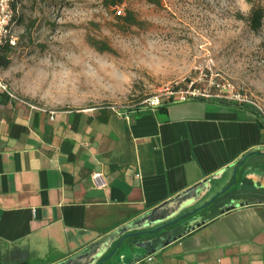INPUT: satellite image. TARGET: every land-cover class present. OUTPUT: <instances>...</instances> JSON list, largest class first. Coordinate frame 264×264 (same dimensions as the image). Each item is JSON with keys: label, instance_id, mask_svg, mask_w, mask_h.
I'll return each mask as SVG.
<instances>
[{"label": "crops", "instance_id": "obj_1", "mask_svg": "<svg viewBox=\"0 0 264 264\" xmlns=\"http://www.w3.org/2000/svg\"><path fill=\"white\" fill-rule=\"evenodd\" d=\"M48 111L0 91V264H59L203 182L194 207L226 189L224 208H234L198 213L193 223L202 224L149 254L127 239L115 264H264V119L256 110L165 99L54 111L53 120ZM94 173L105 188L94 187Z\"/></svg>", "mask_w": 264, "mask_h": 264}, {"label": "rangeland", "instance_id": "obj_2", "mask_svg": "<svg viewBox=\"0 0 264 264\" xmlns=\"http://www.w3.org/2000/svg\"><path fill=\"white\" fill-rule=\"evenodd\" d=\"M12 3L15 45L0 80L21 101L127 110L190 82H228L264 118V28L250 30L245 0Z\"/></svg>", "mask_w": 264, "mask_h": 264}, {"label": "water", "instance_id": "obj_3", "mask_svg": "<svg viewBox=\"0 0 264 264\" xmlns=\"http://www.w3.org/2000/svg\"><path fill=\"white\" fill-rule=\"evenodd\" d=\"M236 170L237 168L233 171V179ZM206 187V182L191 187L164 205L151 210L146 216L125 224L116 231L93 241L59 264H115L117 259H121L123 254L119 247L127 239L131 240L134 248L142 250L146 254L158 250L163 244L166 245L202 224L203 221H199L196 224L193 223L195 215L226 191V189L220 191L213 195L208 202L199 207H194L206 193ZM169 206L174 209L170 215L160 219L159 223L153 221L159 210L168 209ZM233 208L234 206L225 207L223 212ZM174 214H176L174 219L160 224V222L171 218ZM155 223L160 225L153 227ZM133 262L131 261L128 264H133Z\"/></svg>", "mask_w": 264, "mask_h": 264}, {"label": "built area", "instance_id": "obj_4", "mask_svg": "<svg viewBox=\"0 0 264 264\" xmlns=\"http://www.w3.org/2000/svg\"><path fill=\"white\" fill-rule=\"evenodd\" d=\"M13 0H0V49L8 44L15 45V38L12 37V28L17 15L16 9L13 7ZM0 91L7 92V87L0 80ZM166 99L176 100L178 102H186L188 100H220L238 105L252 107L260 115L262 111L260 107L251 100L242 89H236L228 82L210 83L207 88H197L193 82H190L184 89L176 88L167 93ZM158 97L147 99L142 105L157 106L160 104ZM49 119L53 120L56 112L48 111ZM91 182L97 189L106 187V179L101 173L91 175ZM150 260V258H147ZM220 261L218 260L217 263ZM136 264H139L137 262Z\"/></svg>", "mask_w": 264, "mask_h": 264}, {"label": "trees", "instance_id": "obj_5", "mask_svg": "<svg viewBox=\"0 0 264 264\" xmlns=\"http://www.w3.org/2000/svg\"><path fill=\"white\" fill-rule=\"evenodd\" d=\"M245 2L250 6V11L245 19L248 23L250 30L253 32H256L259 29L264 28V0H262V3L255 2V0H245ZM12 50H13V46L8 45V44L1 47L0 49V69L1 70H6L9 67L10 56H11ZM143 106L144 105L142 104L136 105L135 107H133V109L141 108ZM249 108H252V107H249ZM260 116L262 117V115Z\"/></svg>", "mask_w": 264, "mask_h": 264}, {"label": "flooded vegetation", "instance_id": "obj_6", "mask_svg": "<svg viewBox=\"0 0 264 264\" xmlns=\"http://www.w3.org/2000/svg\"><path fill=\"white\" fill-rule=\"evenodd\" d=\"M224 195L225 196H219L215 198L210 204L206 206L205 209L199 212L201 213V215H203V218H208L211 215L218 214V213H221V211H223L224 206H225L224 200L226 199V195L228 197V194H224Z\"/></svg>", "mask_w": 264, "mask_h": 264}]
</instances>
